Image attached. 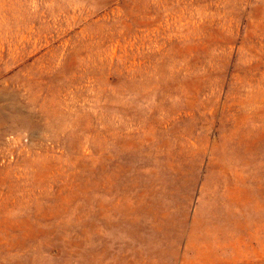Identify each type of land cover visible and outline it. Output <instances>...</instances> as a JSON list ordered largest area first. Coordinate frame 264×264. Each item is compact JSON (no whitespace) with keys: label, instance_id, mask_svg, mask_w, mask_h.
I'll use <instances>...</instances> for the list:
<instances>
[{"label":"rangeland","instance_id":"obj_1","mask_svg":"<svg viewBox=\"0 0 264 264\" xmlns=\"http://www.w3.org/2000/svg\"><path fill=\"white\" fill-rule=\"evenodd\" d=\"M0 264H264V0H0Z\"/></svg>","mask_w":264,"mask_h":264}]
</instances>
